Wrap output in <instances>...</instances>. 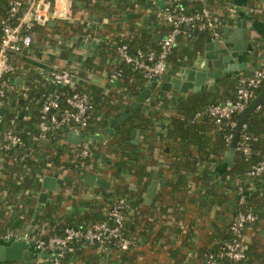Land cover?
I'll list each match as a JSON object with an SVG mask.
<instances>
[{
    "label": "crops",
    "instance_id": "obj_1",
    "mask_svg": "<svg viewBox=\"0 0 264 264\" xmlns=\"http://www.w3.org/2000/svg\"><path fill=\"white\" fill-rule=\"evenodd\" d=\"M51 1L56 2L59 7L66 3L72 18L51 19L57 23L50 25V20L46 24L45 34L40 30L34 31L33 45L18 57L19 70L15 74L17 84L26 86L32 76L45 72V77L39 75V78L46 80L43 86L51 93L49 90L52 83L47 78L49 71L69 69L73 77L68 86L72 89L82 87L100 95H112L122 107H128L134 101H141L142 105L138 110L144 111L147 122L153 128L152 149L145 140H141L140 133L136 140L137 132L130 143L118 144L111 139L112 136L110 139L97 141L99 144L93 149L90 164L86 168H61L62 174L57 173V188L49 192L43 210L39 200L40 194L45 191L43 180L56 174L54 167L45 166L44 170H41L39 163L47 149H41L42 152L38 153V187L26 191L23 189L20 196L12 202L4 186L3 172L6 169V161L0 155V195L4 200L0 205V245L10 244L3 239L7 230L38 228L43 234L55 231L60 222L47 223L41 219L49 204L57 206V214L67 216L66 218L81 217L90 214L94 201L102 200L105 192L128 188L130 193L144 190L141 203L136 208L142 212L147 211L139 218L138 241L126 251L117 246L113 249L104 243H83L78 246L72 244L66 252L68 264H205V251L224 244L227 240L240 195L226 184L225 173L230 167L226 156L228 151L221 158L198 164L196 169L187 175L188 184L184 192L172 193L166 187L165 184L172 177L168 168L176 143L169 126L170 116L187 96L195 93L224 92V81H235L241 73H251L261 66L264 60V0H208L221 14H224L221 8H224L225 4L233 6L237 19L230 24L232 27H240L245 16H252L247 22L244 37L248 50L252 52L250 56L245 57L249 62L248 71L225 74L214 87L203 92H162L157 87L150 101L141 100L131 94L129 83L125 80L111 83L108 74L118 61V37L124 38L137 33L150 34L154 41L156 34L162 36L161 32L167 31L169 26L158 23L154 18L156 7L160 8L156 2ZM206 35L200 40L179 38L171 53V61L167 63L166 75L178 71L181 67L189 68L190 61L203 53L205 45L215 39L213 34ZM58 88L56 86L54 93ZM10 107L15 108L16 104L12 102ZM197 117H200V114ZM67 144L66 153L69 154L74 150V145ZM53 147L54 144H48V148ZM191 149L193 153H198L196 145L191 146ZM151 158L154 161L151 162ZM140 170L144 172L143 180H140L143 177ZM99 180H104L106 185ZM154 180L158 181V188L155 195L149 198L148 189ZM144 181L149 182L145 189ZM261 185V181L257 182L250 189L252 191ZM245 195L248 198V192H245ZM136 209H132L130 213L135 214ZM258 213L259 220L245 229L244 242L250 248L252 258L264 264V207H261ZM20 220L24 222L17 225ZM62 223L63 221L60 224ZM31 250L34 249L31 247ZM0 264H53V255L41 256L31 261L3 260Z\"/></svg>",
    "mask_w": 264,
    "mask_h": 264
},
{
    "label": "trees",
    "instance_id": "obj_2",
    "mask_svg": "<svg viewBox=\"0 0 264 264\" xmlns=\"http://www.w3.org/2000/svg\"><path fill=\"white\" fill-rule=\"evenodd\" d=\"M13 1L14 0H0V16L14 25L19 22V17L22 16L26 10V2L28 0H24V4L20 8V11L14 16H12L10 12L11 3ZM200 5V0L183 1V13L193 14L200 8ZM225 6H231V4H225ZM174 7L175 4L169 5L170 9H174ZM198 24L199 23L197 22L186 24L183 27L184 32L179 36V38H184L187 37L188 34H192L193 37H191V39L200 40L204 37V35H209V33L212 34L211 31H204L205 34L202 35L201 31L198 28H195V25ZM230 24V22H226L224 26L221 27L220 31L222 34H224L225 28ZM46 28L47 25H36L33 32L35 30H40L41 33L44 32L45 34ZM169 31L170 28L168 27L167 31H162L161 33L164 35ZM118 40L120 44H127L133 55H136L139 50L148 52L150 50L158 49V44H155L153 36L150 34L141 35L137 33L124 38L118 37L117 41ZM170 59L171 54L168 57V63L171 61ZM120 67L124 70L125 82L129 83L128 86L130 93L135 97H139L140 93L147 87L149 81L144 78L142 72L136 69L133 64L121 63ZM237 79L235 81H224V92H206L202 94L195 93L187 96L184 101L178 104L176 111L171 114L169 126L172 128L176 143L173 146V156L169 162L168 168L172 177L165 185L170 189V191H172V193L178 194L186 190L188 184L187 175L192 173L198 164L214 158H221L223 154L229 150L231 142L229 139L232 135H234L235 126L233 125V122L237 123L238 116H234L229 120H223L221 123H217L215 119L207 113V109L212 104L223 103L226 99L235 96L238 88ZM44 83H46V80H40L39 77L35 78V81L30 83L27 89L29 98L25 100L24 103L21 102L22 99L16 101L17 104L15 110L24 109L28 103L31 106V110L29 112V119H20L19 116L16 118L17 131L24 140L25 146L13 147L8 150H3L2 152V156L6 161V169L3 172L5 179L4 186L7 190V194L10 196V202H12L13 199L18 198L23 189L26 191L35 187L37 179H39L38 173L40 172L36 170L38 161L32 157L25 156L27 150L30 148H35L37 152H42L41 149H47L44 151L43 159L39 163L42 167L41 170H44L48 163H52L55 168V173H59L61 175V168L64 170H77L82 166L83 161L87 166L90 164L91 158L82 159L78 154L82 144L76 147L74 146V150L71 153H66V147L68 144L65 142V139L70 129L69 126L63 125L59 129H55L48 135L49 141L41 142L39 140L37 126L39 123V113L42 108V101L44 100L43 95L50 94L47 88L43 86ZM263 90L264 83L252 92L251 101ZM75 92L87 93L93 106L89 124L85 129L86 134L102 132L107 126H109L110 118L119 117L127 108V106H120L112 95H100L88 88L84 89L81 87L72 89L70 86H64L59 87L56 92V94L61 96V108L57 112L58 114H60L66 107L65 95H70ZM11 99L13 102L16 98H12L11 96ZM29 99H32V101ZM8 105H11V103H8ZM24 113L27 114V112ZM199 114L200 117H197ZM11 118L12 115L10 114L6 116L4 122L1 124L2 128H8L11 126ZM245 124L247 125L246 132L252 136L250 141L251 152L249 154H245L242 151L236 152L232 165L227 168L225 173L226 184L229 187L234 188L236 191H238L239 187H243L244 192H248V198H246V195L243 196V198H245V205L254 207V209L258 212L261 207H264V174L260 177H254L250 176V172L254 170L260 162L264 161V103L250 116ZM152 130V126H150V123L146 120V114L142 109H140L126 123L121 125L115 131L111 139L116 141L118 144L130 143L136 135V132L139 131L141 140H145L151 148V137L153 136ZM49 143L54 144V147L48 148ZM97 144H99L97 141L89 143L92 151H94L93 149ZM194 145L198 148V153L196 154L193 153V150L191 149V146ZM23 156H25V159H22ZM152 161L154 160L151 158V162ZM141 171L142 170H140V172ZM143 173L144 172L142 171L141 176H143ZM143 178L144 176L140 180H143ZM260 181L262 182L261 187L251 191L250 187ZM143 183L144 189L147 188L149 182L144 181ZM36 187H38V185ZM143 193L144 190L136 193H130L128 188L105 192L102 200L94 201L90 214L83 215L81 217L70 216L66 218L67 216L57 214V206L49 204L46 207L45 212L41 215L42 221L47 223H61V221H63V223H59V227L55 231H50L46 234H43L38 228L35 232L41 237H49L55 234H63L64 228L66 229L69 226L86 229L92 224L98 222L105 221L113 224L109 218V212L112 210L117 200L124 198L127 202V206L124 209L125 222L122 233L125 238L137 242L138 234H140L138 233V229L140 227L139 218L147 212H142L139 208L136 209L139 203H141ZM2 202H4V200L1 199L0 195V205H2ZM240 208L241 206L238 205L235 214ZM132 209H136V212L133 215L130 213ZM23 222V220H20L17 222V225H21ZM231 238L232 233L229 228V235L225 243L231 240ZM83 243L87 242L80 239L75 241L74 245L78 246ZM106 244L114 249L117 246V240L109 239ZM224 244L213 246L212 248L206 250V256L204 259L205 262H208L209 255L212 254L215 256L216 263L237 264L221 257V251ZM250 251V248H248L247 258L238 264H261L259 261H255V259L252 258ZM64 262H66V256L64 258Z\"/></svg>",
    "mask_w": 264,
    "mask_h": 264
},
{
    "label": "built area",
    "instance_id": "obj_3",
    "mask_svg": "<svg viewBox=\"0 0 264 264\" xmlns=\"http://www.w3.org/2000/svg\"><path fill=\"white\" fill-rule=\"evenodd\" d=\"M155 3L157 0H149ZM190 0H166L167 6L157 8L154 12V18L160 24L169 26L170 31L161 36L158 43L157 50H150L148 52L139 50L136 55H133L130 47L127 44H118L117 56L118 61L114 64L113 69L108 74V79L111 83L124 81V70L120 67L121 63L133 64L134 67L140 70L148 85L155 78H161L167 71L168 57L172 53L174 47L178 42L179 36L184 32L183 27L192 22L199 23L195 25L201 32L211 31L214 38L221 39V27L226 22H235L237 14L233 10V6H223L221 8L224 14H221L208 3V0H200V8L193 14L183 13L182 2ZM27 8L19 17L17 24H12L8 20L0 16V110L2 108H9V114L12 115L10 120L11 126L2 128L1 124L5 118L0 112V155L3 150H8L17 146H25V142L18 134L16 118L20 112L24 113L23 118L29 119V112L31 106L28 103L24 109L18 110L11 108L8 103H12V98L16 101L22 99L27 100L29 94L27 89L30 83L35 81V78L40 76L45 77V72L39 75L32 76L26 86H19L16 82V73L19 70L18 57L24 50L30 48L34 43V27L36 25H46L51 19L71 20L72 16L68 12L66 3L62 7L52 3L51 0H28ZM24 4V0H14L11 3V15L18 14L20 8ZM175 4L174 9H170L169 5ZM65 5V6H64ZM254 11V9H251ZM230 26V25H228ZM227 26V27H228ZM187 37L191 39L192 34ZM47 78L51 83L58 87L68 86L72 81V72L69 69H52L47 74ZM238 88L236 95L226 99L223 103L212 104L207 109V113L215 119L217 123L223 120H229L234 116H239L241 112L251 102L252 92L258 89L264 83V60L261 66L257 67L251 73H241L238 76ZM162 81L160 80L159 83ZM147 85V86H148ZM42 108L39 113L38 123V138L41 142L49 141L48 135L55 129H59L63 125L69 126V132L76 134L86 133L85 129L89 124L91 110L93 108L90 97L84 92H75L73 94L65 95L66 107L58 114L61 108V96L59 94L50 93L43 95ZM151 97L147 100L150 101ZM32 101V99H29ZM8 115V114H7ZM235 126L236 123L233 122ZM247 125L243 126L241 136L236 147L237 151H242L245 154L251 152L250 141L252 136L246 132ZM233 135L230 137L232 140ZM35 148L27 150L25 156H29L38 160L39 156ZM79 156L82 159L91 158L92 150L89 143H83L79 151ZM25 156L22 159H25ZM48 168H53L52 163L47 164ZM85 162L79 169L86 168ZM264 174V161L260 162L258 166L250 172V176L260 177ZM238 193L240 195L238 205L241 206L233 217L230 225L232 238L226 242L221 251V257L232 261L233 263H240L247 258V245L244 242V232L248 225L253 224L259 220V213L252 206L245 205L244 188L239 187ZM124 198L116 201V204L109 212V218L113 222H98L92 224L86 229L78 227H67L61 235L55 234L49 237H41L35 230H7L3 234V239L8 242L27 241L35 252L40 254L53 255V264H68L64 262L66 252L69 247L77 240H85L89 244L108 243L109 239L117 240V246L120 250H129L134 241L125 238L122 233L125 222L124 209L127 206ZM205 264H222L216 263L215 256L210 254L208 262Z\"/></svg>",
    "mask_w": 264,
    "mask_h": 264
},
{
    "label": "water",
    "instance_id": "obj_4",
    "mask_svg": "<svg viewBox=\"0 0 264 264\" xmlns=\"http://www.w3.org/2000/svg\"><path fill=\"white\" fill-rule=\"evenodd\" d=\"M156 4L160 8L167 6L166 0H157ZM239 9V8H237ZM252 16L247 15L242 20L240 27L228 26L224 30L221 39H212L205 45L204 52L190 61V67H181L178 71H173L169 75L164 74L161 78H155L150 84L140 93L141 100H148L153 92L159 87L162 92H179L181 94H188L190 90L193 92L208 91L216 85V83L223 79L225 74H232L237 72H245L249 70V62L245 60L246 56H250L252 52L248 50V43L245 41V30L247 22ZM56 20H51L50 25L56 24ZM205 33V32H203ZM161 36L156 34L154 41L158 43ZM179 41V38H178ZM162 81L159 83V81ZM56 84L52 83L50 92L54 93ZM22 103L25 101L22 100ZM264 103V90L256 96L249 105L241 112L237 118V123L234 128V135L230 142L229 150L226 152L227 161L231 166L233 158L236 155V147L238 145L243 126L248 121L250 116ZM141 101L132 102L117 118H110V124L102 132L94 134L68 132L66 142L74 146L83 143H90L94 141H104L110 139L115 131L124 123H126L141 107ZM9 108H2L0 112L6 118L9 114ZM23 112L19 113V118L22 119ZM139 137L137 132L136 140ZM136 140L134 142H136ZM59 174L47 176L43 180V191L40 194V203H42L41 210L44 209L48 199L49 192L57 188ZM103 185H106L104 180H99ZM158 188V181L154 180L148 189V197L155 195ZM247 198V197H246ZM41 256H49V254H40L31 250V245L27 241H16L10 244L0 245V261L3 260H27L40 258Z\"/></svg>",
    "mask_w": 264,
    "mask_h": 264
}]
</instances>
